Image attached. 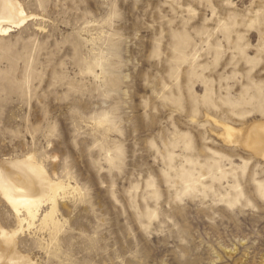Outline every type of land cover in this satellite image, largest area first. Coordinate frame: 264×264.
Instances as JSON below:
<instances>
[{"label":"rangeland","instance_id":"374dc122","mask_svg":"<svg viewBox=\"0 0 264 264\" xmlns=\"http://www.w3.org/2000/svg\"><path fill=\"white\" fill-rule=\"evenodd\" d=\"M13 2L29 19L0 35V168L32 155L64 188L22 228L0 193L19 252L264 264V158L244 146L264 123V0Z\"/></svg>","mask_w":264,"mask_h":264},{"label":"bare ground","instance_id":"6f19581e","mask_svg":"<svg viewBox=\"0 0 264 264\" xmlns=\"http://www.w3.org/2000/svg\"><path fill=\"white\" fill-rule=\"evenodd\" d=\"M27 19L29 16H26L22 8L13 0H0V35L10 33L13 26L18 27ZM223 126L233 133L231 126ZM257 126L254 127L256 130L253 133L246 136L244 146L247 145L257 156L264 158V123ZM228 135L231 136L229 132ZM35 161L34 156L29 155L25 159L7 161L0 168L1 196L15 212L21 228L24 223L31 225L35 219L42 216L44 208L42 204L45 205L49 201L55 206L57 193L63 188L62 184L52 180L45 169ZM10 166L12 169H9ZM46 216L47 214L42 220ZM15 235L16 232L8 234L0 225V264H32L29 257L19 252Z\"/></svg>","mask_w":264,"mask_h":264}]
</instances>
